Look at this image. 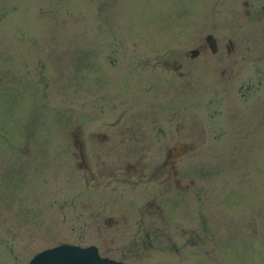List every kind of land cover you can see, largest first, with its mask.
<instances>
[{"label": "rangeland", "instance_id": "374dc122", "mask_svg": "<svg viewBox=\"0 0 264 264\" xmlns=\"http://www.w3.org/2000/svg\"><path fill=\"white\" fill-rule=\"evenodd\" d=\"M187 1L0 0V264L64 241L93 243L128 264H264V0H237L239 16L233 0ZM206 32L230 36L244 55L239 75L221 76L216 58L197 57L187 83L114 76L132 51L174 46L179 55ZM116 45L124 57L110 62ZM252 68L260 83L243 98L234 84ZM124 124L139 133L119 139ZM76 139L90 170L77 166ZM185 140L176 161L193 184L164 193L170 216L157 225L138 213L137 200L155 198L143 179ZM95 161L105 173L126 171L120 195L109 176L92 179ZM191 228L200 236L187 239Z\"/></svg>", "mask_w": 264, "mask_h": 264}, {"label": "flooded vegetation", "instance_id": "af4514ba", "mask_svg": "<svg viewBox=\"0 0 264 264\" xmlns=\"http://www.w3.org/2000/svg\"><path fill=\"white\" fill-rule=\"evenodd\" d=\"M191 0H188L187 2H190ZM234 4V13L232 15L239 16V6L238 1L233 0ZM242 4L247 6V0H242ZM260 9L263 12L262 16L264 17V3L260 5ZM245 16H255V13L252 14L250 12V8L246 9V11L243 13ZM203 36L202 40L199 39L196 46L190 47L187 50H184L180 52L179 55H176V50L174 46H168L166 51H159L154 46H150V48L153 50V53L151 54L148 50L149 54L142 55L138 57L136 51H132V53H129L128 57L131 58V61H123L119 60L117 62V65L115 67V73L114 76L116 79L121 80L122 83H144L147 85H155L160 83H170L173 82L174 77L183 78L184 82H188V78L190 76V69L185 68L187 65H189L190 61L194 58L199 57L201 60L207 61L208 59L214 57L217 59L219 63H216V66L218 67L220 64V69H218V74L221 76H226L231 78L232 75H239L241 73L240 71V65L238 64V61L242 60L244 58L243 54H239L238 47L235 46L229 38L230 36H226V41H222L216 37L212 32H206L204 34H201ZM117 46V47H116ZM117 49L113 50V57H110V62H113V58L117 59L118 53L121 55V59L124 57L123 53L125 51L122 50L124 46L122 45H116ZM223 50V54H221V50ZM255 69L246 70V76H244V80L236 86L234 84L235 91L237 94L243 98L249 97L250 94L253 92L254 89H256V85L260 83V80H256L255 78H252L251 75L254 74ZM207 72V70L205 71ZM203 72L204 74H206ZM206 77L202 80V82H205ZM137 125L133 124H124L118 126L117 132L119 133L120 137L119 139L124 138V135L139 133V131L135 128ZM139 127V126H138ZM153 129H156L157 131L162 130L163 128L160 125H154L152 126ZM77 140V139H76ZM187 143V144H186ZM77 149H78V158L80 159L77 162V166L82 165L83 169L90 170V165L88 161L86 162V155L87 152L85 149H83V145L78 140L76 141ZM190 142L180 141L178 143H173L166 147V151L164 153V156L160 160H156L154 163L156 164L155 167H152L150 172L145 173L144 181H152L151 187L147 186V188H144L142 191L145 194L148 193H155L152 198L148 201H141L137 200V206H138V213L141 212H147L151 213L159 222L157 225L166 224L164 219H168L170 216L169 214H165V211H168L171 206V201L169 198L164 194L169 191L170 187L175 189L176 191L187 192L190 188V186L193 184L192 174L190 170H182L180 166H177V156L181 154V150L189 149ZM89 155L93 158H95V152L89 151ZM140 159L137 158L135 160V163L138 162ZM95 163L98 165L93 169V172L90 173L92 175V179L95 181H99L102 176H109L110 180L113 182L110 185V188L112 190H115L117 194H121L118 192L120 190L121 186L117 183L121 182H127L126 176L124 175L126 173H119L116 172L111 167L107 166L104 167L106 170V173L102 171L101 168H99V165L101 164L100 161H95ZM121 163V159L119 161ZM132 163H127V166H131ZM122 167L127 170L126 165L122 164ZM121 174V175H120ZM149 174V176H148ZM139 178L142 177V173H138ZM148 176V177H147ZM176 194V193H175ZM147 203V204H146ZM174 203V200H173ZM172 212V211H171ZM104 220L106 222H112L111 220H115V218H112L111 216L104 217ZM139 227L138 230L142 231L141 225L145 226L146 222L143 223V220L141 218L138 219ZM159 227V226H158ZM204 227V226H203ZM193 228L188 230L189 236L187 239H190V237L197 238L199 233L197 231L192 232ZM185 232V231H184ZM146 237L144 239H149V232H146ZM155 235V233H154ZM153 235V236H154ZM143 237L139 236L136 238V243L142 244L144 241ZM107 256H113L109 253H107Z\"/></svg>", "mask_w": 264, "mask_h": 264}, {"label": "water", "instance_id": "95a60500", "mask_svg": "<svg viewBox=\"0 0 264 264\" xmlns=\"http://www.w3.org/2000/svg\"><path fill=\"white\" fill-rule=\"evenodd\" d=\"M23 264H127L124 261L101 256L93 244L80 246L60 243L34 253Z\"/></svg>", "mask_w": 264, "mask_h": 264}]
</instances>
